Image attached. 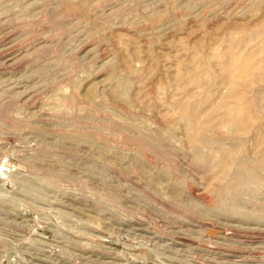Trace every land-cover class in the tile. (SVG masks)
<instances>
[{
  "label": "rangeland",
  "instance_id": "rangeland-1",
  "mask_svg": "<svg viewBox=\"0 0 264 264\" xmlns=\"http://www.w3.org/2000/svg\"><path fill=\"white\" fill-rule=\"evenodd\" d=\"M0 264H264V0H0Z\"/></svg>",
  "mask_w": 264,
  "mask_h": 264
},
{
  "label": "bare ground",
  "instance_id": "bare-ground-1",
  "mask_svg": "<svg viewBox=\"0 0 264 264\" xmlns=\"http://www.w3.org/2000/svg\"><path fill=\"white\" fill-rule=\"evenodd\" d=\"M124 87V86H123ZM241 108V107H240ZM234 112V111H233ZM235 113V112H234ZM147 136V135H146ZM204 140V139H203ZM210 140V139H209ZM215 142V141H214ZM224 143V142H223ZM219 144V143H218ZM219 147V146H218ZM221 147V146H220ZM221 149H222V147H221ZM231 151V150H230ZM226 153V152H225ZM138 156V155H137ZM231 157V156H230ZM233 158V157H232ZM231 159V158H230ZM233 161V160H232ZM237 161V160H236ZM235 162V161H234ZM144 166V165H143ZM147 168V167H146ZM246 171L247 170H249L248 168L247 169H245ZM251 171V170H250ZM252 172V171H251ZM251 172H249L248 174H250ZM253 173V172H252ZM255 174V173H254ZM254 174H252V175H254ZM251 175V174H250ZM255 176H256V174L254 175V178H255ZM258 177V176H257ZM248 178H249V176H248ZM259 178V177H258ZM256 179V178H255ZM254 179V180H255ZM257 181H258V179H257ZM259 183H260V181H259ZM170 185V184H169Z\"/></svg>",
  "mask_w": 264,
  "mask_h": 264
}]
</instances>
